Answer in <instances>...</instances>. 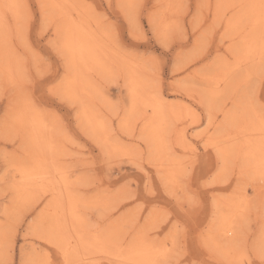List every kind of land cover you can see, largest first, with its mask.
Listing matches in <instances>:
<instances>
[{"label":"rangeland","instance_id":"374dc122","mask_svg":"<svg viewBox=\"0 0 264 264\" xmlns=\"http://www.w3.org/2000/svg\"><path fill=\"white\" fill-rule=\"evenodd\" d=\"M141 18L174 49L166 73L122 43ZM41 48L62 80L44 102ZM262 97L264 0H0V264L41 261L38 244L68 264H177L187 247L241 264L264 243ZM145 181L170 193L151 213Z\"/></svg>","mask_w":264,"mask_h":264},{"label":"snow or ice","instance_id":"6c2138e0","mask_svg":"<svg viewBox=\"0 0 264 264\" xmlns=\"http://www.w3.org/2000/svg\"><path fill=\"white\" fill-rule=\"evenodd\" d=\"M45 40H47L49 48H58L57 40L50 38L47 34L40 37L39 43L43 44ZM121 40L123 45L129 51L149 62L155 68L162 69L164 73L167 72V66L171 62L174 49L171 44L160 35L158 30L154 26L145 23L143 18H141L140 26L138 28H125ZM40 53V63L43 64V70L40 75L41 77L47 76L48 78L41 79L36 85V95L40 98L41 102H44L47 100V92L52 94L60 92L62 88V80L59 79V74H57L56 77L48 76L51 67L50 62L53 60V57L43 48L40 49ZM29 83H31L30 80ZM45 89L47 92H44ZM261 99L262 102H264V97ZM191 154V158L195 160L199 152L196 149H193ZM105 162H107V160ZM204 166L205 162L201 163L199 165L200 170H202ZM191 175L192 190L186 191L185 199L183 201V203L189 208L198 206L199 201L203 197V193L198 192V182L195 172L192 171ZM141 195L144 199V212L151 213L154 209L159 208L160 199L166 198L170 193L167 189L162 191L156 184L149 187L147 181H145L144 191ZM139 198L140 197H138V199ZM163 215L167 217L164 222L165 228L173 225L175 222L176 233L178 235L180 233L181 225H183L187 237V225L181 222L180 216L166 203L163 205ZM36 250L44 257L41 261H37L33 256L24 255L21 257L18 264H68L66 259L57 258L59 255L58 252H54L52 248H48L44 244L36 245ZM200 256L201 253L198 249L187 247L183 251V258H178L177 264H200ZM13 264H17V262H13ZM241 264H264V243H262L259 248L247 251Z\"/></svg>","mask_w":264,"mask_h":264},{"label":"bare ground","instance_id":"6f19581e","mask_svg":"<svg viewBox=\"0 0 264 264\" xmlns=\"http://www.w3.org/2000/svg\"><path fill=\"white\" fill-rule=\"evenodd\" d=\"M81 32H82V31H81ZM80 36H81V35H80ZM130 92H131V91H130ZM133 92H134V91H133ZM135 93L137 94L138 91L135 92ZM135 93H134V94H135ZM131 94H132V93H131ZM134 94H132V95H134ZM136 94H135V95H136ZM132 95H131V96H132ZM131 98H132V97H131ZM132 100H133V99H132ZM159 104H160V103H158V105H159ZM159 108H160V107H159ZM159 108H158V109H159ZM90 117H91V116H90ZM91 122H93L94 125H95V123H96V125H97L98 127H99V125H100V124L98 125L97 121H96V122H95V121H91ZM94 122H95V123H94ZM97 139H98V138H97ZM41 162H42V161H41ZM42 165H43V166H42V168H43V171H42V173H43L42 180L52 179L53 176H54V174H51V172H50L51 169H50V171L48 170L50 167H48V165H47V168H48V169H47V168H46V165H45L43 162H42ZM44 165H45V166H44ZM51 168H52V166H51ZM52 170H53V169H52ZM55 174H57V173H55ZM56 177H57V176H56ZM54 178H55V177H54ZM60 179H61V178H60ZM48 181H50V180H48ZM46 183H47V181H46ZM64 184H65V183H64ZM53 190H54V189H53ZM59 200H60V199H59ZM56 201H57V200H56ZM68 211H69V210H68ZM73 211H74V210H73ZM69 212H70V211H69ZM71 212H72V211H71ZM67 213H68V212H67ZM67 213H66V214H67ZM68 214H69V213H68ZM68 214H67V215H68ZM73 214H74V212L72 213V215H71V214L68 215V216H70V217L72 218V220L74 219V217L76 218V216H74L75 214H74V215H73ZM72 216H73V217H72ZM76 219H77V218H76ZM74 220H75V219H74ZM74 220H73V221H74ZM70 221H71V220H70ZM68 222H69V221H68ZM62 223H63V222H62ZM62 230H63V229H62ZM70 230H71V229H70ZM75 231H76V230H75ZM88 239H89V238H88ZM96 239H98V238H96ZM80 240H81V239H80ZM85 240H86V239H85ZM87 241H89V240H87ZM93 241H95V239L92 240V243H93ZM96 242H97V241H95V243H96ZM103 242H104V241H103ZM95 243H94V244H95ZM97 243H98V242H97ZM140 243H141V242H140ZM88 244H90L89 246H92V245H93V244L91 245V243H89V242H88ZM88 244L85 243V246L88 245ZM97 245H98V244H97ZM140 245H141V244H140ZM140 245H139V246H140ZM148 245H149V244H148ZM148 245H144V244L141 245L142 247L140 246V247L137 249L136 255H142V256H145V258L148 257V256L151 257L150 255L152 254V252H154V251L152 250L154 247H150V245H149V246H148ZM79 246H80V245H79ZM85 246H84V247H85ZM94 246H95V245H94ZM94 246H93V247H94ZM104 246H105V245H104ZM93 247H92V248H93ZM95 248H98V247L95 246ZM100 248H101V246L99 247V249H100ZM102 248H103V247H102ZM83 249H84V248H83ZM134 249H135V248H134ZM84 250H85V249H84ZM100 250H101V249H100ZM94 253H95V252H94ZM96 253H97V252H96ZM100 253H101V252H100ZM157 253H158V252H157ZM92 255H93V254H92ZM92 255H91V256H92ZM103 255H104V254H103ZM104 256H105V255H104ZM88 257H90V256H88ZM139 257H141V256H139ZM139 257H138V258H139ZM86 258H87V257L85 256V259H86ZM105 258H107V256H105ZM117 258H118V255H117ZM141 258H142L143 261H144V258H143V257H141ZM141 258H140V261H141ZM88 259H89V258H88ZM90 259H91V258H90ZM115 259H116V258H115ZM115 259H114L113 256L108 257L109 264H117L118 261H116ZM123 259H124V258H123ZM131 260H132V259H131ZM145 260H146V259H145ZM149 260H150V259H149ZM146 261H147V260H146ZM125 262H126V261H125ZM141 262H142V261H141ZM121 263H122V262H121ZM126 263H127V262H126ZM81 264H82V263H81Z\"/></svg>","mask_w":264,"mask_h":264}]
</instances>
